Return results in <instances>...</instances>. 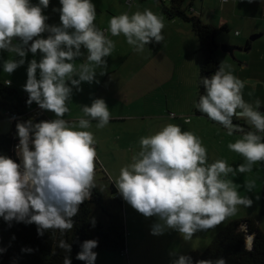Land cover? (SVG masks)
<instances>
[{
	"label": "clouds",
	"instance_id": "clouds-1",
	"mask_svg": "<svg viewBox=\"0 0 264 264\" xmlns=\"http://www.w3.org/2000/svg\"><path fill=\"white\" fill-rule=\"evenodd\" d=\"M58 4L52 11L58 13L59 23L49 25L43 13L49 0H0V50L18 57L0 61V70L11 74L25 64L26 53L35 56L39 52L38 60L27 63L22 89L27 93L26 104L34 102L55 117L38 122L29 118L15 124V155L19 163L0 154V218L5 222L34 223L38 236L49 229L57 232L60 239L56 247L66 253L62 264H71V245L63 237L73 227L71 217L94 186L95 140L87 129L92 121L97 128H103L111 114L103 98H92L89 104L80 105L82 115L77 120L68 121L63 118L68 112L67 103L73 88L79 92L82 82L99 83L96 68H101L99 74L104 75L105 58L115 47L105 32L123 35L125 42L140 52L149 43L164 39V22L145 8L110 17L107 29L102 31L93 23L97 13L92 0H58ZM81 56L82 62L75 64L74 58ZM3 84L10 86L11 81L6 79ZM199 85L203 94L193 107L225 129L228 136L240 134L227 148L242 156L245 163L235 169L221 159L209 163L200 138L182 131L179 125L165 124L142 136L139 150L119 169L114 186L135 211L146 218H157L150 226L154 236L174 230L189 240L195 232L213 229L234 215L237 206L247 208L252 204L247 196L239 195L240 185L224 177L248 173L253 164L264 162L261 101L249 104L243 100L244 82L232 74L227 64L219 63L214 73L200 78ZM233 118L243 119L250 130L234 124ZM244 188L250 191L252 182ZM90 223L94 226V219ZM248 240L250 245L252 237ZM96 247L97 240H84L75 259L94 264ZM171 264L193 261L178 255ZM195 264L226 262L217 257L197 260Z\"/></svg>",
	"mask_w": 264,
	"mask_h": 264
},
{
	"label": "crops",
	"instance_id": "crops-1",
	"mask_svg": "<svg viewBox=\"0 0 264 264\" xmlns=\"http://www.w3.org/2000/svg\"><path fill=\"white\" fill-rule=\"evenodd\" d=\"M31 2L35 3L36 0H31ZM92 2L97 13L93 23L98 29L106 30L108 20L112 16L122 12L131 14L147 8L162 17L164 39L159 43H149L143 51L136 52L125 42L123 35L111 36L110 33L105 32V35L114 42L115 47L110 56L105 58L104 75L99 74L101 68H96L95 79L99 83L82 82L79 92L73 88L71 101L67 103L68 112L63 118L68 121L77 120L82 115L77 103L82 100L85 93H90L87 104L92 98L105 100L111 114L109 123H140L139 127H135L136 130L118 136L114 133L116 137L112 138L120 141L124 134L129 136V141L122 143L119 147L130 153V156L139 150L138 141L142 136H148L165 124H175L179 125L182 131H190L200 138L206 149L209 163L221 159L233 169L236 165L245 163L242 156L227 148L229 142H234L239 138V133L234 132L232 136H228L226 130L218 124L194 114L193 105L196 102L197 77L201 61L196 54L197 39L190 25L178 18L167 19L161 12V4L153 0H132L129 6L125 4V0H92ZM164 4L166 5V2ZM54 6L59 7L58 0H49L48 8L43 10L48 17L46 23L49 25L59 23L58 13L52 11ZM191 6L192 15L216 30L214 38L217 44L246 48V51L234 53L232 60L218 50L215 51V58L219 63L229 65L232 74L244 82L241 90L243 100L254 104V101L259 99L261 101L259 111L264 113V0H251V2L230 0L225 4H220L218 0H200L193 1ZM222 27L226 31L219 30ZM46 35L47 33L41 34V36ZM254 35H259V37L252 42L249 41L248 38ZM81 52L85 50L81 48ZM83 58V56L74 58V63L79 64ZM6 59H18V57L0 50V61ZM24 59L25 64L16 68L11 74L0 70V79L10 80V85L27 97V93L22 89L26 81L27 63L31 59L38 60L39 52L35 56L26 53ZM41 113L47 120L55 118L54 114L48 110H41ZM171 113L175 115L171 117ZM237 121L247 125L243 119H237ZM1 123L5 124V122ZM91 125L97 128L95 121H92ZM150 125L151 128H149ZM103 128L99 129L103 131ZM119 130L123 129L119 128ZM95 146L96 151L101 148L97 140H95ZM224 178L240 185L237 189L238 193L248 198L256 196L258 202L259 191L264 184V162L253 164L252 170L248 173H237L235 176L228 174ZM249 181L252 182L250 191L244 188ZM116 194L122 202V210H126L122 220L125 230H128L126 250L129 255L132 254L129 241L134 235L135 227L137 229L148 228L157 221V218L141 217L142 215L134 209L127 211L130 205L126 204L117 190ZM252 210L255 211V205ZM136 219L137 221L134 222ZM242 219L252 218L243 217ZM131 220H134L135 228L132 231L129 230V225L133 224ZM259 224H257L258 228ZM216 230L213 228L206 232L197 231L191 239H181V241L185 240L183 245L186 250L201 251L210 242ZM165 232L173 235V242L176 245L175 240L178 239L176 231L167 230Z\"/></svg>",
	"mask_w": 264,
	"mask_h": 264
},
{
	"label": "trees",
	"instance_id": "trees-1",
	"mask_svg": "<svg viewBox=\"0 0 264 264\" xmlns=\"http://www.w3.org/2000/svg\"><path fill=\"white\" fill-rule=\"evenodd\" d=\"M155 1L161 4V12L167 19L178 18L188 23L197 39L196 52L201 61L197 77V101L199 95L203 94V87L199 85L200 78L210 76L219 65L211 44V36L216 34V30L205 25L189 12L191 1L168 0V6L160 0ZM219 30L226 31L224 27ZM26 99L27 97L16 88L11 85L5 86L0 79V112L10 124L9 132L0 134V154L8 156L17 163H19L15 155V145L18 143L15 135L17 121L29 118L33 119V122L47 120L42 114L33 116L32 111L36 104L33 102L28 105ZM194 114L207 119L195 109ZM233 123L247 131V126L235 118ZM94 164V169L99 168L96 161ZM103 179L107 180L105 174ZM109 193L112 195L113 211L105 207L103 192L94 185L90 190L89 198L79 205L77 214L71 217L73 227L63 237L71 245V251L68 253L71 264H85L84 261L75 259V256L80 251V244L88 239L97 240V247L93 251L102 249L106 253L126 256L127 235L122 220V202L116 196V189L112 183L109 184ZM259 213L264 217V184L260 190ZM92 217H94V226L90 223ZM251 234L253 238L250 247L247 248V236ZM58 239H60L59 234L51 229L45 230L43 235L38 236L34 223L5 222L0 218V249H4L0 252V264H62V258L66 253L56 247ZM22 248H31L32 251L22 252ZM186 256L191 257L193 264L197 260L217 257H223L226 264H264V233L253 219L231 220L215 233L203 250L190 251Z\"/></svg>",
	"mask_w": 264,
	"mask_h": 264
},
{
	"label": "rangeland",
	"instance_id": "rangeland-1",
	"mask_svg": "<svg viewBox=\"0 0 264 264\" xmlns=\"http://www.w3.org/2000/svg\"><path fill=\"white\" fill-rule=\"evenodd\" d=\"M166 5H169L168 1L166 2ZM196 54L200 59L199 54L197 52ZM230 60L232 59L230 58ZM89 97L90 93H85L82 96V100L77 103L79 108L80 105L87 104V100L89 99ZM1 114L2 113L0 112V115ZM173 114L174 113H171L170 116L172 117ZM0 120V134L2 135L8 133L10 130L9 121L4 116H0ZM1 122H5V124H2ZM136 126L139 127L140 123H108L107 125H105V128H103V131H105L106 133L101 131L99 128H94V125H91V127L87 129V131L92 132L94 140H97L101 145V148L98 151L95 150V161L98 164L101 172L98 167L94 169L93 184L103 192L104 205L105 207L110 208L111 211H113V207H111V195L109 193V184L112 183L114 185L115 179L119 174V169L129 163L131 158V156L129 155L130 153H127L124 149H120L119 147V145L121 146L122 143H127L129 141V136H126L124 134L120 141L112 138L116 137L115 134H117L118 136L119 134H123L125 132H130L132 130L134 131L136 130ZM119 128H122L123 130H119ZM149 128H151V125L149 126ZM94 147L96 146L94 145ZM104 174L107 177V180L103 179ZM253 191H255V189H253ZM239 195L243 196V194H240V192ZM249 199L252 201V204L247 208L242 205L237 206V212L234 215L226 217L225 220L221 222V224L215 226V229H217L216 232L221 229L224 225H226V223H228L231 219L239 220L243 217H251L255 220L256 224L260 223L259 228L264 233V217L260 215L258 208L260 201V191L258 202L256 196ZM254 205L255 211L252 210V207ZM131 209L133 208L130 206L127 211ZM124 211L126 212V210H122V217L124 216ZM141 217L144 216L142 215ZM102 218L106 219L105 216H102ZM92 219H94V217H92ZM131 221L133 222L134 220ZM136 221L137 219L134 222ZM134 222L133 224L129 225L130 231L136 228L134 231V235L131 236V241H129V246L132 249V254L128 255L126 250V256L120 257L112 253H106L102 249H96L94 250V252H96L97 254L94 264H171V261L174 260L178 255H186L188 252H190L186 250L183 245L185 243V240L181 241L183 237L177 232L176 236L179 240L176 238L175 241L177 244L175 245L173 242V235H169L167 234V232H164L161 235L154 236L150 234V227L137 229V227L134 228ZM125 231L127 233L128 230Z\"/></svg>",
	"mask_w": 264,
	"mask_h": 264
},
{
	"label": "water",
	"instance_id": "water-1",
	"mask_svg": "<svg viewBox=\"0 0 264 264\" xmlns=\"http://www.w3.org/2000/svg\"><path fill=\"white\" fill-rule=\"evenodd\" d=\"M258 37H259V35H254V36L249 37L248 40L252 42V41L256 40ZM211 44H212L214 51L218 50V51L228 55L229 58H231V59H234V53L246 51V48H240V47L228 45V44H217L215 42L214 35L211 36ZM249 236H251L253 238L252 234L248 235L247 237H249ZM250 245H251V242H250ZM250 245H249V240L247 238L246 247L249 248Z\"/></svg>",
	"mask_w": 264,
	"mask_h": 264
},
{
	"label": "built area",
	"instance_id": "built-area-1",
	"mask_svg": "<svg viewBox=\"0 0 264 264\" xmlns=\"http://www.w3.org/2000/svg\"><path fill=\"white\" fill-rule=\"evenodd\" d=\"M162 3H165V2H167L168 0H160ZM187 1H191V2H193V1H200V0H187ZM228 1H230V0H218V2L220 3V4H225V3H227ZM125 3H126V5L127 6H129L131 3H132V0H125ZM189 12H193V8H192V6H190L189 7ZM32 113H33V116H36V114L37 115H41L42 113H41V109H39V107L37 106V105H35V107H34V109H33V111H32ZM236 119V118H235ZM237 120V119H236ZM247 126V130H250V126L247 124L246 125ZM242 128V127H241ZM117 196V195H116ZM118 197V196H117ZM248 238V237H247Z\"/></svg>",
	"mask_w": 264,
	"mask_h": 264
}]
</instances>
